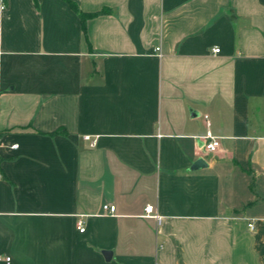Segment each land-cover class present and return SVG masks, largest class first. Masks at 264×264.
Here are the masks:
<instances>
[{
  "label": "crops",
  "instance_id": "1",
  "mask_svg": "<svg viewBox=\"0 0 264 264\" xmlns=\"http://www.w3.org/2000/svg\"><path fill=\"white\" fill-rule=\"evenodd\" d=\"M68 1L0 0V264H264V0Z\"/></svg>",
  "mask_w": 264,
  "mask_h": 264
},
{
  "label": "built area",
  "instance_id": "2",
  "mask_svg": "<svg viewBox=\"0 0 264 264\" xmlns=\"http://www.w3.org/2000/svg\"><path fill=\"white\" fill-rule=\"evenodd\" d=\"M156 52L159 51V49L155 50ZM214 54H218L219 53V49L214 48L213 50ZM204 120L206 122L207 127L209 126V122H208V118L207 116H204ZM85 141H88L90 143L91 147H94L96 144L95 140H90L89 137H85L84 138ZM16 146H14L15 148ZM202 148L203 150L208 153V154H214L218 148H219V139L214 138L210 135L209 132H207L206 137L204 139V142L202 143ZM102 211L106 214L109 215H113L115 213V207L112 205H104L102 206ZM144 218L146 219H153L155 221H159V217L155 214V209L152 205H147L144 209ZM83 223L81 221L78 222L77 226L79 228V232L82 233L84 231L83 227H82ZM248 230L253 231L254 230V226L253 224H248ZM6 263L9 262V259L6 258Z\"/></svg>",
  "mask_w": 264,
  "mask_h": 264
},
{
  "label": "trees",
  "instance_id": "3",
  "mask_svg": "<svg viewBox=\"0 0 264 264\" xmlns=\"http://www.w3.org/2000/svg\"><path fill=\"white\" fill-rule=\"evenodd\" d=\"M68 5L70 6V8L72 9V11L78 15L79 19H80V23H81V28L83 30V32L85 31V22L87 19L89 18H93V17H96V16H100V15H106L108 14V10H102L98 13H95V14H84V13H81L78 8L76 7L75 4H73L72 2L68 1V0H65Z\"/></svg>",
  "mask_w": 264,
  "mask_h": 264
},
{
  "label": "water",
  "instance_id": "4",
  "mask_svg": "<svg viewBox=\"0 0 264 264\" xmlns=\"http://www.w3.org/2000/svg\"><path fill=\"white\" fill-rule=\"evenodd\" d=\"M204 168H206V164H205L204 160L200 158L193 163L190 170L195 171V170H200V169H204ZM103 256L106 260L110 259V253H108V252H105L103 254Z\"/></svg>",
  "mask_w": 264,
  "mask_h": 264
}]
</instances>
